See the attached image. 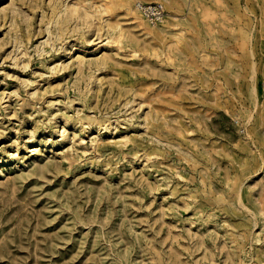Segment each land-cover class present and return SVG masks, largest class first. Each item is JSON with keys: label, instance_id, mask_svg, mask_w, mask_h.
<instances>
[{"label": "rangeland", "instance_id": "obj_1", "mask_svg": "<svg viewBox=\"0 0 264 264\" xmlns=\"http://www.w3.org/2000/svg\"><path fill=\"white\" fill-rule=\"evenodd\" d=\"M136 1L0 0V264H264V0Z\"/></svg>", "mask_w": 264, "mask_h": 264}, {"label": "built area", "instance_id": "obj_2", "mask_svg": "<svg viewBox=\"0 0 264 264\" xmlns=\"http://www.w3.org/2000/svg\"><path fill=\"white\" fill-rule=\"evenodd\" d=\"M168 0H139L136 8L151 23H162L167 14Z\"/></svg>", "mask_w": 264, "mask_h": 264}, {"label": "bare ground", "instance_id": "obj_3", "mask_svg": "<svg viewBox=\"0 0 264 264\" xmlns=\"http://www.w3.org/2000/svg\"><path fill=\"white\" fill-rule=\"evenodd\" d=\"M137 1H139V0H137ZM136 1V2H137ZM169 1V0H168ZM168 1H167V3H168ZM182 0H173V3L171 4V8L172 9H177L178 7H179V5H180V2H181ZM142 16H143V14H141ZM144 17V16H143ZM145 18V17H144ZM146 19V18H145ZM166 19V18H165ZM147 20V19H146ZM148 21V20H147ZM151 23V22H150ZM152 24H154V23H152ZM158 24L159 23H156V26H158ZM160 31H162V29L160 30Z\"/></svg>", "mask_w": 264, "mask_h": 264}]
</instances>
